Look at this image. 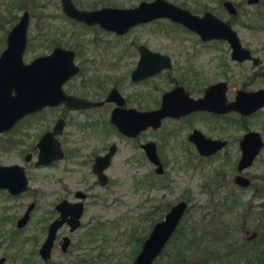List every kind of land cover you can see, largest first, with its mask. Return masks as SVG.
<instances>
[{"label":"flooded vegetation","instance_id":"flooded-vegetation-1","mask_svg":"<svg viewBox=\"0 0 264 264\" xmlns=\"http://www.w3.org/2000/svg\"><path fill=\"white\" fill-rule=\"evenodd\" d=\"M70 1L77 9L85 11L103 8H134L141 3L160 1L182 9L183 18L189 25L168 16H158L136 23L127 31L119 33L104 28L99 23H86L71 16L63 9V0L6 1L5 14L0 12V29L4 28L7 22L17 19L13 26L23 12L27 11L29 14L27 47L31 12L33 16L37 15L42 23L39 33L40 44L50 49L27 61L23 57V61L28 63L34 57L49 54L54 48L60 47L62 50L57 56L56 63L65 62L70 72V75L62 82L61 88L64 94L72 97L71 105L65 100L46 104L20 117L10 129L0 132V134H8L4 142L6 150H19V161L4 164L22 166L26 179L25 188L19 191L15 189L20 186L21 176L12 175L8 182L10 187L0 186V193L8 200L17 202L18 199L25 198L20 210L0 214V231L10 226V240L16 244L27 241L34 244L26 254L23 253L24 255L19 249L20 253L13 264L54 263L51 261H53V249L57 242L62 252H67L71 246V239L67 234L59 237L60 229L67 227L72 232L80 227L86 198L92 194L91 191L95 187L106 188L110 184L111 176L108 169L119 151H124V146L127 149L125 153L122 152L123 164L137 167L138 149L140 155L151 165L150 179L138 178V184L145 183L149 188L168 189L173 181L172 176L169 175L168 165H177L184 169L193 163V155L200 158H212L223 150L231 148L238 151L233 158L236 173L232 178L238 185L235 182V176L238 173L244 174L243 171L246 169L238 171L236 167L241 156L240 142L243 135L248 131L257 130L264 140L263 133L253 129L250 123L253 114L264 106L249 113L240 112L237 107H233L234 105L230 106L236 101L239 91L264 89V86L256 89L249 87L255 77L254 72L246 71L242 75L245 80L237 87L232 80L231 71L227 69L229 65L223 53L217 56L216 63L222 69L214 72L213 76H206L203 63L207 55L212 53L208 47H212L224 51L232 62L243 65L245 70L248 65L257 67L261 64V57L248 43L244 42L237 27L252 30L254 23L257 24V22L252 12L249 13L248 10L251 6L260 5L262 8L256 15H262V22L255 28L264 29V0L256 2L249 0H130L132 1L130 3L128 0ZM50 2L57 5L60 15L48 14L42 10ZM27 5H31L30 8ZM16 10H21V13L17 15ZM58 17L86 29H98L101 32L92 33L90 38L93 42L103 44L93 46L85 43L86 41L82 38L83 32L67 35L66 32L70 30L65 28L56 27L50 30L51 18ZM213 17L224 21L235 30L241 46L248 51V55L242 53L245 57L241 59L233 57L232 44L227 38L204 37L193 27H205V25L213 27ZM46 21H49V26ZM159 21H167L182 28L192 39L184 40L183 44H177L183 39L174 38L171 35L173 32H155L172 38L171 44L153 45L149 43V39L131 40L126 44L118 43L120 37L130 33L129 31L137 25ZM12 26L2 38L4 46L7 33ZM255 57L258 58L256 64ZM138 68L141 70L137 71ZM263 71L264 66L259 69L257 75L264 82ZM138 112L153 113L156 118L155 123L147 125L138 132L129 129L136 127L130 119L137 118ZM116 118L122 120L128 128L121 129L115 121ZM18 128L20 132L17 131ZM212 140L225 143L214 151L199 150L200 148L207 151L212 148ZM147 144H150V151L155 160L149 157L145 146ZM109 152L111 154L108 157ZM40 153L42 157L39 156ZM225 158L224 163L231 161L230 156ZM159 166L161 171L158 169ZM99 167H102L101 173L105 175L103 178L99 177L96 171ZM44 168H53L56 176L47 184L45 181L38 185L34 184L35 176L38 175L37 170ZM81 169H84L85 176L81 174L79 179L81 182L84 181L82 183L85 186L73 187L61 174L65 171L69 174L80 172ZM42 174L43 172L41 176ZM82 177L84 179H81ZM134 182L135 190H137V177ZM251 185L250 179L249 185L245 187ZM61 189L63 193H59ZM64 200L67 204L82 203L83 211L79 217V225L71 229V224L68 222L71 214H68L55 231L50 257L44 259L39 253V248L47 239L51 224L61 218L60 207ZM177 201L172 203L166 200L159 201L155 206V212L161 210L166 212ZM10 207L19 208V204L12 202L11 205L6 206V210ZM28 226L33 231L19 237L18 234L25 232ZM91 232L90 230V235ZM65 236L69 238V242L63 249L62 243ZM258 236V231L254 232V237L250 239H257ZM1 239L0 237V244ZM8 259V254L0 255V264H4Z\"/></svg>","mask_w":264,"mask_h":264},{"label":"rangeland","instance_id":"rangeland-1","mask_svg":"<svg viewBox=\"0 0 264 264\" xmlns=\"http://www.w3.org/2000/svg\"><path fill=\"white\" fill-rule=\"evenodd\" d=\"M7 0H0V12L5 14ZM132 1L128 0V3ZM28 7L31 5H27ZM30 8V7H29ZM262 6L254 5L249 7L248 12H252L255 21L252 30L246 28L237 27L240 35H242L244 42L248 43L257 55L261 57V64L257 67L247 66V70L243 65H238L232 62L226 53L219 48L208 47L212 53L207 55L203 61L206 76H213V73L221 70L217 63V56L220 54L225 55V59L228 62V71H231V77L234 85L239 87L245 78L242 75L247 71L249 73L254 72L252 82L249 87L256 89L264 86V82L257 72L264 66V29L255 28L262 22V15H256L257 11ZM30 10V9H29ZM45 13L60 15L57 5L54 2L46 5L42 9ZM31 12V10H30ZM256 12V13H255ZM21 10H16V14L19 15ZM255 13V14H254ZM17 19L7 22L4 28L0 29V50L4 47L2 42L3 36L7 30ZM49 21H46L48 25ZM49 26L50 30L54 28H65L70 30L66 32L67 35L73 32H83L82 38L86 41L85 43L96 46L102 45L101 42H93L91 35L94 32H101L98 29H86L79 24H72L62 17L51 18ZM41 20L38 16H33L31 12V19L28 29L29 41L24 52V60H30L37 54L44 53L50 49V47H44L40 44L39 33L41 32L40 25ZM54 24V25H53ZM127 35L120 37L118 43H129L131 40L149 39V43L153 45H168L171 44L172 38L162 36L155 32H173L171 35L174 38L183 39L182 42L177 44L185 43L184 40L192 39L187 36L182 28L174 26L167 21L152 22L131 29ZM154 37H153V36ZM159 35V36H157ZM90 38V39H86ZM252 67V68H251ZM219 77V76H216ZM250 123L253 129H258L263 133L264 136V107L253 114L250 118ZM20 128L17 129V131ZM8 134H0V164L10 163L19 161L18 149L6 150L4 148L5 137ZM123 153L126 152L127 147L124 146ZM119 151L114 159L113 164L108 169L109 175L111 176V182L106 188L95 187L92 189V194L86 198L85 211L81 219V225L74 231L70 232L67 227H63L59 231V237L62 235H69L71 239V246L67 252H62L58 242L53 249V261L52 264H90V256H94V263L96 264H131L137 251L140 248L137 240V236H147L153 223L156 220L163 218L165 210L155 212V206L159 201H170L175 202L179 199H186L189 202V208L184 215L183 224L194 223L201 227L208 229L213 228L215 225L220 223L213 222L210 206L218 200L223 199L225 196L236 194V198L244 202L249 209L239 208L237 211L228 213L224 218L223 223L230 224V228L227 230V237L225 242L230 243L232 239H237L239 242L246 241L248 253L251 255L257 249H264V243L262 241H254L251 243L248 238L252 232H257L264 235V148L255 158L253 164L247 167L243 173L251 179L252 185L250 187H240L233 182V175L236 173L235 160L233 159L237 154L236 149L223 150L218 155L212 158H200L196 155L192 156V161L187 168H181L177 165H168L169 175L172 176V183L170 188L155 189L149 188L148 184H138V178L150 179L151 165L146 159H144L139 150L137 149V167L132 165L123 164L121 159L123 153ZM230 154V155H227ZM230 156L231 161L224 163L225 157ZM221 172V181L216 185H212L211 189L213 192L210 194L207 190H204L203 184L206 181H211V178L215 175V171ZM43 172L42 176L41 173ZM81 172V173H80ZM80 172L69 174L68 172H61L64 175L66 182H70L73 187L85 186L79 179L82 174L85 176L84 169ZM37 176H35L34 184L39 183L45 184L51 181L56 176L53 168H44L37 170ZM60 174V173H59ZM137 177V190H135L134 180ZM81 179H84L83 177ZM89 182L88 180H85ZM81 182V183H80ZM76 183V184H75ZM79 183V184H78ZM258 190L260 194L254 197L253 188ZM263 187V188H261ZM61 189L59 193H63ZM25 198L15 200H8L6 196L0 193V214L11 213L16 210H20ZM14 202L16 205L19 204V208L6 206L11 205ZM210 212V213H209ZM181 222V221H180ZM95 226V227H94ZM10 227V226H9ZM8 226L0 231V237L2 238L0 244V255L8 254L9 259L4 264H13V261L18 258L20 253L19 249L23 253H27L34 244L31 241L24 242L22 244L14 243L10 240V228ZM94 232L90 235L89 231ZM33 231L30 226L27 227L25 232L19 235L23 236L25 233L29 234ZM92 238V239H89ZM93 240V241H90ZM17 242V241H16ZM92 242V243H91ZM226 245V243H224ZM245 246V244H243ZM228 248V246H227ZM138 249V250H137ZM223 249H221L222 251ZM241 255V253H239ZM232 256L231 258H235ZM250 264H264V250L261 255L248 256L247 258ZM246 264V263H245Z\"/></svg>","mask_w":264,"mask_h":264},{"label":"water","instance_id":"water-1","mask_svg":"<svg viewBox=\"0 0 264 264\" xmlns=\"http://www.w3.org/2000/svg\"><path fill=\"white\" fill-rule=\"evenodd\" d=\"M249 1L256 2L257 0ZM63 9L71 16L86 23H99L102 27L119 33L127 31L129 27L136 23L158 16H168L173 20L188 24L183 18L182 9L160 1L148 4L141 3L134 8H103L85 11L77 9L70 0H63ZM213 18V27H209L208 25H205V27H193L201 32L204 37L227 38L232 44L233 57L241 59L245 57L242 56V53L248 55V51L241 46L235 30L224 21L215 17ZM28 22L29 14L27 11H24L19 20L7 33L5 46L0 51V132L10 129L20 117L29 112L36 111L46 104H54L63 100L67 101L70 105L72 104V97L64 94L61 88L62 82L70 75V72L65 62L63 64L56 63L58 60L57 56L62 50L60 47L54 48L49 54L36 56L28 63L23 61V53L27 43ZM257 61L258 58L255 57L254 63L256 64ZM139 70L141 69L138 68L137 71ZM262 74L264 76V71ZM232 105L243 113L255 111L264 106V89L239 91L236 101L230 106L232 107ZM155 119V115L151 112H138L137 118L130 119L131 123L136 127L129 129H134L138 132L147 125L155 123ZM115 121L121 129L125 130L128 128L119 118H116ZM211 142L213 143L212 148L207 149V151L200 148L199 150L201 152L214 151L225 143L218 140H212ZM145 146L150 155L149 157L154 159L150 151V144ZM240 147L241 156L236 166L238 171L250 167L262 151L264 140L261 133L257 130L246 132L241 139ZM110 154L111 152L107 156L109 157ZM39 156L42 157L41 153ZM101 168L95 169L99 177L103 178L105 175L101 173ZM158 169L161 171L160 166ZM12 175L16 177L21 176L20 186L15 190L19 191L25 188L26 179L22 166L18 164L0 165V186L10 187L8 182ZM235 182L245 187L249 185L250 178L242 173H238L235 176ZM187 209L188 202L186 200H179L173 204L165 212L163 218L152 225L131 264H152L174 234ZM82 211L83 206L81 202L69 204L65 200L61 202V218L56 219L51 224L47 239L39 248V253L44 259L50 257L55 231L66 219L67 215L71 214L68 222L71 224V229H74L79 225V217ZM251 237H254V232L248 238ZM68 242L69 238L65 236L62 243L63 249H65Z\"/></svg>","mask_w":264,"mask_h":264},{"label":"trees","instance_id":"trees-1","mask_svg":"<svg viewBox=\"0 0 264 264\" xmlns=\"http://www.w3.org/2000/svg\"><path fill=\"white\" fill-rule=\"evenodd\" d=\"M214 173L215 175L211 178V181H206L203 184L204 190H207L210 194L213 192L211 189L212 185L218 186L221 181V172L216 170ZM262 177H264V175ZM263 182L264 180L262 183ZM235 195L236 194L225 196L223 199L218 200V202L210 206L212 220H215L213 222L220 223L213 228L209 227L206 229L194 223L183 224V220H181L173 236L168 240L162 252L154 259L152 264H250L247 260L248 256L261 255L264 250L263 248L257 249L255 254L253 252L250 255L248 253L246 241L241 243L237 239H232L230 243L225 242L227 237H231V234L230 236L227 235V230L230 228L228 225L230 224L223 223L225 222L224 218L226 215L237 211L241 207L244 209L247 208V210L249 209V207L236 198ZM252 195L254 197L260 195L255 187L253 188ZM93 233L94 232H91V234ZM144 238L145 236H137L135 240H137L138 245H141ZM253 240L262 241L261 244H263L264 235L259 234L257 239ZM249 241L251 243L253 242L251 239H249ZM224 243H226V245H224ZM243 244H245V246ZM221 249L223 250L221 251ZM239 253H241V255H239ZM234 255L236 257L231 258ZM93 259L94 256L91 255L87 262L96 264L92 261Z\"/></svg>","mask_w":264,"mask_h":264}]
</instances>
